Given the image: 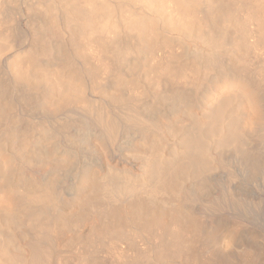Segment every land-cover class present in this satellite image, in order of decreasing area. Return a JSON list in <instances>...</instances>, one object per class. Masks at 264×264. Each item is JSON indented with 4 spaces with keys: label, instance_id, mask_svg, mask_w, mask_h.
<instances>
[{
    "label": "rangeland",
    "instance_id": "rangeland-1",
    "mask_svg": "<svg viewBox=\"0 0 264 264\" xmlns=\"http://www.w3.org/2000/svg\"><path fill=\"white\" fill-rule=\"evenodd\" d=\"M145 1L90 0L92 6L89 7L84 0H0V242L4 243V238L16 233L15 241L19 244L36 239L33 241L35 245H41L44 230L59 215L63 217H60L61 220L65 219L64 224H67V220L71 222L67 224L68 236L74 232L84 234L89 229V219L96 217L100 209H128L131 205L144 203L150 206L151 217H157L162 223L168 222L169 215L175 211L184 217V228H176V223L169 229L173 235L177 230L183 231L177 234L183 236L184 249L181 247L183 250L178 254L172 248L164 252L161 248H153L152 243L142 244L141 239L135 240L139 237L134 238L133 252L144 245L146 251H142L147 258L142 254L137 260L131 251V258L128 254L131 264H264V82L260 92L262 102L253 104L248 101L247 95L252 90V84L259 82L257 77L260 70H264V0ZM225 5L228 10L224 8ZM239 8L242 10L238 11ZM223 11L236 16H226L227 13L224 15ZM92 14L98 16L94 18ZM234 16H239L238 20ZM81 17H85V20ZM89 18H93L94 28L87 26ZM73 21L75 25H72ZM102 22L107 27L104 25L105 32L100 34L101 30L104 31ZM96 24L100 26V31L95 29ZM141 26L147 28L143 30ZM85 27L95 29L100 39L104 36L105 40L94 36L95 31L91 30L94 35L88 30L84 32ZM53 28H57L60 34L55 33ZM73 28L80 29L71 32ZM99 40H104L107 48ZM207 40L220 42L212 41V48L211 41ZM30 54L32 57H29ZM32 54H35V59ZM239 55H247L248 62ZM24 59H29L30 65ZM20 64L28 65L30 69L29 76L25 77L29 85L18 73V69L20 72L23 67ZM159 68L162 70L159 71ZM52 83L56 85L58 96L52 94ZM77 86L84 97H80L77 91L79 100L76 91H71L77 97L78 101L74 99L75 102L73 94L70 96L68 93L70 89L77 90ZM48 91H51V95ZM45 97L49 100L46 101ZM70 101H73L72 104ZM91 102L99 108L105 104L121 123L116 136L118 140L115 139L113 144H108L105 130L101 128L95 112L92 110V114L86 105ZM131 111L136 115L134 120L129 117L133 115ZM125 119L132 122L126 123ZM142 123L146 126L150 124V127L152 123L154 125L146 130L149 125L145 127L144 124L143 128ZM155 124L161 128H154ZM134 145L135 150H132ZM186 155L189 158L195 156L199 165L180 173L181 177L178 175L180 187L176 194L179 196H148L142 189L121 198L120 194H124L120 191L123 184L140 182L146 177L150 181H147L148 184H152L156 179L152 171L154 166L156 169L157 164L172 166L186 160ZM146 170L153 174L149 175L151 173L148 174ZM92 183H95L94 186ZM106 186L111 192L106 190ZM112 192L116 199L119 193L120 200H115L110 194ZM47 194L50 196L47 197ZM84 201L92 209L84 206ZM209 202L210 205L217 203V208L213 210L207 207ZM152 210L162 213L155 216ZM82 214V218H85L80 220ZM190 214L200 219L197 220L202 222V232L199 230L198 234L195 233L194 226L188 221ZM74 220L81 224L77 221L79 226L73 229ZM169 243L171 247L173 242ZM76 247L81 250L80 246ZM63 253L60 262L64 264L70 259L67 252ZM108 253L90 251L87 254L91 256L85 255L81 259L88 256L86 259L94 263L102 262L107 257L105 260L108 264L115 260L119 263L128 261L114 259L115 256ZM210 256L212 260L208 258ZM84 260L82 264L89 262Z\"/></svg>",
    "mask_w": 264,
    "mask_h": 264
},
{
    "label": "bare ground",
    "instance_id": "bare-ground-1",
    "mask_svg": "<svg viewBox=\"0 0 264 264\" xmlns=\"http://www.w3.org/2000/svg\"><path fill=\"white\" fill-rule=\"evenodd\" d=\"M89 1L90 0H84V2H86V3H88L89 4ZM143 1H145V0H143ZM190 1V0H189ZM92 2V1H91ZM91 2H90V4H91ZM94 2H95V0H94ZM146 2V1H145ZM164 2V1H163ZM192 2H195L194 0L192 1ZM213 2V1H212ZM245 2V1H244ZM259 2H260V0H259ZM179 3H181V2H179ZM217 3V2H216ZM221 3V2H220ZM89 4V7L90 6H92V5H90ZM185 4V2H183V5ZM187 4V3H186ZM193 4V3H192ZM191 4V5H192ZM218 4H219V2H218ZM217 4V5H218ZM225 4H227V3H225ZM39 5V4H38ZM83 5V4H82ZM189 5V4H188ZM214 5V4H213ZM212 5V6H213ZM100 6V5H99ZM186 6V8H187V5H185ZM216 6V5H215ZM188 7H190V6H188ZM224 8H226L227 9V6L225 5V7ZM234 8V7H233ZM216 9V8H215ZM226 9H225V11H226ZM241 8H239L238 9V11L240 10ZM228 10V9H227ZM242 10V9H241ZM257 10V9H256ZM46 11V10H45ZM79 11H80V9H79ZM184 11H186V12H188L186 9L184 10ZM191 11V10H190ZM225 11H223L225 14L224 15H226V13H227V15L226 16H230V17H232V15H235V14H232V15H229L228 14V11L227 12H225ZM232 10L230 9V12H231ZM254 11V10H253ZM259 11V10H258ZM262 11V10H261ZM82 12H83V10H82ZM89 12V11H88ZM91 12V11H90ZM100 12V11H99ZM186 12H184L185 14H186ZM214 12V11H213ZM222 12V13H223ZM229 12V13H230ZM77 13V12H76ZM92 13V12H91ZM90 13V14H91ZM97 13H98V11H97ZM96 13V14H97ZM190 13V12H189ZM221 13V14H222ZM232 13H235V11L233 12L232 11ZM240 13V12H239ZM78 14V13H77ZM83 14V13H82ZM89 14V13H88ZM99 14V13H98ZM214 14V13H213ZM212 14V15H213ZM220 13H218V15H219ZM236 14H238V12H236ZM256 14H258V12L256 13ZM74 15V14H73ZM76 15V14H75ZM81 15V14H80ZM79 15V16H80ZM84 15V14H83ZM87 15V14H86ZM93 16H94V18H95V16H98V15H94V14H92ZM78 16V15H77ZM82 16V15H81ZM89 16H91V15H89ZM88 16V17H89ZM101 16V15H100ZM236 16V15H235ZM234 16V18H238V17H235ZM251 16V15H250ZM75 17V16H74ZM92 17V16H91ZM214 17H216V15L214 16ZM69 18V17H68ZM67 18V19H68ZM76 18V17H75ZM81 18H84V20H85V17H81ZM80 18V19H81ZM97 18V17H96ZM217 18V17H216ZM216 18H214V19H216ZM222 18V17H221ZM225 18V17H224ZM251 18V17H250ZM79 19V18H78ZM77 19V20H78ZM79 19V20H80ZM104 19V17H102V20ZM130 19H132V18H130ZM218 19V18H217ZM216 19V20H217ZM228 19V18H227ZM233 19V18H232ZM235 19V20H236ZM83 20V19H82ZM81 20V22H86V21H82ZM139 20V19H138ZM143 20H145V19H142V21ZM225 20V22L226 21H228V20H226V19H224ZM223 20V21H224ZM234 20V19H233ZM234 20V21H235ZM238 20V19H237ZM239 20H241V19H239ZM70 20H68V22H69ZM96 21V20H95ZM98 21V20H97ZM181 21V20H180ZM222 21V22H223ZM231 22H232V20H230ZM134 22H135V20H134ZM141 22V21H140ZM139 22V23H140ZM145 23H146V20L144 21ZM179 22V21H178ZM212 22V21H211ZM236 22V21H235ZM75 23L77 24V22H76V20H75ZM132 23H133V21H132ZM145 23H143V22H141V24H142V26L145 24ZM193 23V22H192ZM195 23V22H194ZM226 23H230L229 21L228 22H226ZM226 23H224V24H226ZM237 23V22H236ZM238 23H239V21H238ZM240 23H241V21H240ZM56 24V23H55ZM69 24H71V22L69 23ZM79 24H81V23H79ZM86 24H88L87 26L90 28H94L92 25L94 24V20H93V18H89V20H87V23ZM135 24V26L137 25L138 26V24L137 23H134ZM141 24H139V26L141 25ZM190 24V23H189ZM253 24V23H252ZM50 25V24H49ZM48 25V26H49ZM53 25V24H52ZM52 25H50V26H52ZM72 25H75L74 24V21H73V23H72ZM99 25V24H98ZM102 25L103 26H101V23H100V26L101 27H103V30L104 31H102L101 30V33L100 34H102V33H104L105 32V29H104V25H105V27H107L106 26V24H104L103 22H102ZM192 25V24H191ZM227 25H229V24H227ZM232 26H233V24H231ZM236 24H234V26H235ZM49 26V27H50ZM54 27H55V25H53ZM85 26V25H84ZM86 26V27H87ZM100 26H98L99 28H100ZM142 26H141V28H142ZM145 26V25H144ZM236 26H238V24L236 25ZM260 26V25H259ZM262 26V25H261ZM48 27V28H49ZM71 27V26H70ZM73 27V26H72ZM85 27V28H86ZM96 27H97V24H96ZM98 27L97 28H95V29H97V31H100V30H98ZM220 27H223V26H220ZM225 27V26H224ZM256 27V26H255ZM58 28V27H57ZM54 29V32L55 33H59L60 31L58 30V29ZM75 28V27H74ZM73 28V29H74ZM84 28V29H85ZM138 28V27H137ZM140 28V30H142ZM147 28V27H146ZM145 28V29H146ZM235 28H237V27H235ZM52 29V30H53ZM72 29V31L71 32H74L75 30H78V29H80V28H76V29H74L73 30ZM93 30V29H91L93 32L95 31L96 32V30ZM102 29V28H101ZM145 29H143V30H145ZM226 29V28H225ZM255 29V28H254ZM257 29V28H256ZM49 30V29H48ZM57 30V31H56ZM62 30V29H61ZM71 30V29H70ZM87 28L85 29V31L84 32H87ZM90 29L88 30V32H90L91 31ZM227 30V29H226ZM260 30V29H259ZM50 31V30H49ZM59 31V32H58ZM91 31V33L94 35V33ZM62 32V31H61ZM255 32V31H254ZM260 32V31H259ZM7 33V32H6ZM78 33V32H77ZM77 33H75L76 35H78ZM51 35H52V33H50ZM60 34V33H59ZM96 35H94V36H96L97 37V32L95 33ZM54 35V34H53ZM93 35H92V37H93ZM259 35V34H258ZM7 36V35H6ZM99 36V35H98ZM102 36V35H101ZM224 36V35H223ZM261 36H263V35H261ZM52 37V36H51ZM104 37V36H103ZM103 37H101L102 39H104ZM97 38H99L100 39V36L99 37H97ZM216 38V37H215ZM218 38H220V37H218ZM217 38V39H218ZM264 38V37H263ZM102 39H100V40H102ZM210 39V38H209ZM261 39V38H260ZM95 40H96V38H95ZM99 40V41H100ZM105 40V39H104ZM100 41V43H102V44H104L103 42H105V41ZM222 40V39H221ZM93 41H94V38H93ZM93 41H91V42H93ZM98 41V40H97ZM207 41H211V40H207ZM213 41V40H212ZM212 41L209 43L210 45H211V47H212ZM220 42V40H216V42L215 41H213V42H215V43H218V42ZM223 41V40H222ZM90 42V41H89ZM98 43V42H97ZM207 43V42H206ZM225 43V42H224ZM77 44H78V42H77ZM99 44V43H98ZM257 44V43H256ZM209 45V46H210ZM77 46V45H76ZM100 46V45H99ZM104 46H105V44H104ZM103 46V47H104ZM106 47V46H105ZM211 47H209V48H211ZM102 48V47H101ZM107 48V47H106ZM130 48V47H129ZM213 48V47H212ZM33 49V48H32ZM32 49L30 50L32 53H35L34 51H32ZM46 49V48H45ZM45 49H43V50H45ZM218 49V48H217ZM221 49V48H220ZM35 50V49H34ZM42 50V51H43ZM94 50V49H93ZM48 51V50H47ZM101 51V50H100ZM104 51V50H103ZM106 51H107V49H106ZM28 52V51H27ZM46 52V51H45ZM28 53H30V52H28ZM28 53H26V58L28 57L27 56V54ZM43 53H44V51H43ZM47 53V52H46ZM81 53V52H80ZM36 54V53H35ZM35 54H32V55H34L35 56ZM100 54V53H99ZM263 55V54H262ZM104 56V55H103ZM102 56V57H103ZM240 56V55H239ZM29 57H32L31 56V54H30V56ZM83 57V56H82ZM240 57H243L244 58V60L243 61H245V62H248V57H247V55H245V56H240ZM25 58V57H24ZM36 58V56L34 57V59ZM85 58V57H84ZM100 58V57H99ZM105 58H106V56H105ZM210 58V57H209ZM264 58V57H263ZM208 59V58H207ZM256 59V58H255ZM25 60V62L27 61L26 59H24ZM30 60H32V59H30ZM211 60V59H210ZM240 60H242L241 58H240ZM22 61V60H21ZM34 61H36L37 62V60H34ZM69 61V60H68ZM243 61H241V62H243ZM263 61H264V59H263ZM22 62H24V61H22ZM24 62V63H25ZM29 59H28V61H27V64L28 65H30L29 63ZM36 62H32L33 64L34 63H36ZM102 62V61H101ZM245 62H243V63H245ZM262 62V61H261ZM31 63V62H30ZM26 64V63H25ZM32 64V65H33ZM70 64V63H69ZM73 64V63H72ZM105 64V63H104ZM103 64V65H104ZM28 65L27 66H23V65H21L20 64V66H23L21 69H20V72H19V69H18V73H19V75H20V77L22 78V80H24V81H26L25 80V77H27V76H29V74H30V69H29V67H28ZM171 65V64H170ZM243 65V64H242ZM247 65V64H246ZM264 65V64H263ZM20 66H19V68H20ZM34 66V65H33ZM56 66V65H55ZM111 66V65H110ZM109 66V67H110ZM160 66V65H159ZM167 66V65H166ZM199 66V65H198ZM245 66V65H244ZM106 67V66H105ZM164 67V66H163ZM172 67V66H171ZM18 68V67H17ZM108 68V67H107ZM166 68H168V67H166ZM59 69V68H58ZM89 69V68H88ZM160 70H162V69H160L159 68V71ZM33 71V70H32ZM31 71V72H32ZM54 72V71H53ZM165 72H167V71H165ZM256 72V71H255ZM18 73H17V76H18ZM73 73H74V70H73ZM91 73V72H90ZM164 75V74H163ZM72 76H73V74H72ZM71 76V77H72ZM160 76V75H159ZM256 76H257V74H256ZM23 77H24V79H23ZM70 77V78H71ZM30 78V77H29ZM28 78V79H29ZM33 78V77H32ZM31 78V79H32ZM74 78H75V76H74ZM79 78V77H78ZM114 78H116V77H114ZM258 81L259 82H255V83H253L252 84V87H251V91L247 94L248 95V98H249V100L248 101H251L253 104H255V103H257L258 101L259 102H262L261 101V97H260V92H261V90H262V87H263V85H262V83L264 82V70H260V72L258 73ZM117 79V78H116ZM21 80V79H20ZM72 80V79H71ZM75 80V79H74ZM32 81H35V80H32ZM93 81V80H92ZM257 81V80H256ZM27 82V81H26ZM28 82H29V80H28ZM28 82H27V84H28ZM76 82V81H75ZM78 82V81H77ZM83 82V81H82ZM96 82V81H95ZM31 83V82H30ZM79 83V82H78ZM78 83L76 84V85H78ZM115 83V82H114ZM244 83V82H243ZM81 84V83H80ZM86 84V83H85ZM96 84V83H95ZM29 85V84H28ZM233 85V84H232ZM248 85V84H247ZM250 85V84H249ZM31 86V85H30ZM52 86H53V89H52V94L53 95H56V96H58V90L56 89V85L54 84V83H52ZM51 86V87H52ZM70 86V85H69ZM73 86H75V85H73ZM81 86V85H80ZM96 86V85H95ZM50 87V88H51ZM76 87V86H75ZM74 87V88H75ZM211 87V86H210ZM241 87V86H240ZM249 87V86H248ZM71 88V87H70ZM73 88V87H72ZM78 86H77V90H75V89H70L69 91H70V93H68L69 95L71 94H73L72 92H73V90H74V92L76 91V96H77V91L79 92V94H80V97H84V95L83 96H81L82 95V93H81V91H80V88H79V90H78ZM85 88V87H84ZM83 88V84H82V89H84ZM212 88V87H211ZM210 88V89H211ZM264 88V87H263ZM114 89V88H113ZM51 90V89H50ZM212 90V89H211ZM72 91V92H71ZM82 91H84V90H82ZM243 91V90H242ZM49 92V91H48ZM63 92V91H62ZM220 92V91H219ZM110 93V92H109ZM212 93V92H211ZM231 93V92H230ZM229 93V94H230ZM49 94L51 95V91L49 92ZM74 94H73V96H72V98L74 97ZM79 94H78V99L80 100V98H79ZM107 94H108V92H107ZM219 94V93H218ZM239 94V93H238ZM46 95H47V93H46ZM45 95V96H46ZM49 95V96H50ZM70 95V96H71ZM118 96H119V94H117ZM222 95V94H221ZM48 96V95H47ZM70 96H68V97H70ZM75 96V97H76ZM110 96H112L111 94H110ZM115 96H116V92H115ZM51 97V96H50ZM53 97V96H52ZM73 98V101H75V100H77L76 98ZM214 97H215V95H214ZM235 97V96H234ZM47 97H45V99H46ZM71 98V97H70ZM69 98V99H70ZM221 98V97H220ZM44 99V100H45ZM75 99V100H74ZM117 99V98H116ZM218 99V98H217ZM49 99L47 98V100L46 101H48ZM53 100V99H52ZM51 100V101H52ZM123 100V99H122ZM72 101V102H73ZM78 101V100H77ZM77 101H75V102H77ZM120 101V100H119ZM215 101H216V99H215ZM54 102V101H53ZM53 102L51 103V104H53ZM71 102V101H70ZM72 102H71V104H72ZM86 102H87V100H86ZM89 102V101H88ZM87 102V103H88ZM116 102V101H115ZM187 102V101H186ZM220 102H222V101H220ZM58 103V102H57ZM62 103H64V101L62 102ZM65 103H67L66 101H65ZM83 103V102H82ZM85 103V102H84ZM121 103V102H120ZM133 103H134V101H133ZM251 103V104H252ZM49 104V103H48ZM58 104H60V102L58 103ZM114 104V103H113ZM118 104V103H117ZM122 104V103H121ZM131 104V103H130ZM222 104V103H221ZM250 104V105H251ZM260 104V103H259ZM65 105V104H64ZM85 105V104H84ZM86 105H88V108H89V110L92 112V114H93V111L95 112V114H96V118L98 119V121L100 122V124L102 125L101 126V128L103 127L104 128V130H105V133H106V137H107V139H108V144L111 142L112 144L114 143V141H115V139H117V132H118V130H119V124H121L120 122H118L117 120H116V118L114 117V115H112V113H110V111H109V109L106 107V105L104 104V106H103V108H99L96 104H92V102L91 103H89V104H86ZM99 105H101V104H99ZM249 105V106H250ZM51 106V105H50ZM61 106H63V105H61ZM82 106V105H81ZM135 106V105H134ZM58 107H60V105H58ZM72 107V106H71ZM86 107V106H85ZM125 107V106H124ZM253 107V109H254V106H251V108ZM87 108V109H88ZM132 108V107H131ZM262 108V107H261ZM263 108H264V106H263ZM133 110H134V108H132ZM131 109V110H132ZM136 109V108H135ZM224 109V108H223ZM256 109V108H255ZM93 110V111H92ZM252 110V109H251ZM135 111V110H134ZM143 111V110H142ZM257 111V110H256ZM127 112H129V110L127 111ZM132 112V114L133 115H129V117H131L130 119H132L133 118V120H134V118H135V114H134V112L133 111H131ZM130 112V113H131ZM255 112V111H254ZM143 113V112H142ZM256 113V112H255ZM262 113H264V112H262ZM125 114H127V113H125ZM129 114V113H128ZM127 114V115H128ZM140 115H141V113H139ZM138 114V115H139ZM144 114V113H143ZM261 114V113H260ZM90 115H91V113H90ZM124 115V114H123ZM126 115V116H127ZM139 115V116H140ZM256 115V114H255ZM262 115V114H261ZM238 116V115H237ZM257 116H258V114H257ZM119 117V116H118ZM117 117V118H118ZM123 117V116H122ZM212 117V116H211ZM260 117V116H259ZM121 118V117H120ZM137 118V117H136ZM262 118V117H261ZM217 119V118H216ZM249 119V118H248ZM120 120V119H119ZM126 120V123H130V122H132V121H130V122H127L128 120L127 119H125ZM136 120H138V119H136ZM135 120V121H136ZM143 120V119H142ZM146 120H147V118H146ZM145 119H144V121H146ZM154 120V119H153ZM143 121V122H144ZM158 121V120H157ZM140 123L142 122V121H139ZM147 122V121H146ZM151 122V120H149V123ZM155 122V121H154ZM160 122V121H159ZM225 122V121H224ZM252 122V121H251ZM125 123V122H124ZM139 123V124H140ZM148 123V122H147ZM163 123V122H162ZM99 124V125H100ZM136 124V123H135ZM138 124V123H137ZM143 124V128H145V127H147L148 125H149V127H147L146 128V130H148V128L150 129L154 124L152 123V126L150 127V124H147V126H146V124L145 123H142ZM142 124H141V126H142ZM144 124H145V127H144ZM217 124V123H216ZM129 125V124H128ZM133 125H134V123H133ZM215 125V124H214ZM125 126V125H124ZM159 126V125H158ZM160 126H162V124L160 125ZM134 127H138V126H134ZM165 127V126H164ZM45 128V127H44ZM154 128H159V127H157V125L155 124V127ZM153 128V132H155L156 130ZM161 128V127H160ZM159 128V129H160ZM141 129V128H140ZM158 129V130H159ZM103 130V129H102ZM142 130V129H141ZM152 130V129H151ZM155 130V131H154ZM158 130H157V132H158ZM162 130V129H161ZM160 131V130H159ZM242 132H243V130H242ZM156 133V132H155ZM159 133V132H158ZM103 134V133H102ZM144 133H142V135H143ZM153 134V133H152ZM157 134V133H156ZM155 134V135H156ZM234 135H235V133H233ZM120 135V134H119ZM142 135H140V136H142ZM151 135V134H150ZM154 135V136H155ZM158 135V134H157ZM74 136V135H73ZM191 137H192V135H190ZM199 136H200V134H199ZM233 136V135H232ZM239 136V135H238ZM66 137V136H65ZM104 137H105V135H104ZM146 137H149L150 138V136H146ZM235 137V136H234ZM76 138V137H75ZM103 138V137H102ZM145 138V137H144ZM149 138H148V140H149ZM152 138H154V137H152ZM197 138V137H196ZM201 138V137H200ZM238 138V137H237ZM240 138H241V136H240ZM67 139H68V137H67ZM147 139V138H146ZM158 139H159V136H158ZM233 139V138H232ZM69 140V139H68ZM68 140H67V142H68ZM102 140V139H101ZM118 140V139H117ZM161 140V139H160ZM150 141H152V140H150ZM157 141V140H156ZM70 142H72L71 140H70ZM76 142V141H75ZM162 142V141H161ZM194 142V141H193ZM72 143H74V142H72ZM71 143V144H72ZM156 143V142H155ZM159 143V142H158ZM197 143H199V142H197ZM101 144V143H100ZM105 143H103V145H104ZM154 144V143H153ZM188 144H189V142H188ZM73 145V144H72ZM191 145H194V144H192V142H191ZM99 146V145H98ZM109 146V145H108ZM145 146V145H144ZM197 146V145H196ZM63 147V146H62ZM102 147V146H101ZM104 147V146H103ZM105 147H106V145H105ZM104 147V148H105ZM135 145H134V148H132V150H135ZM140 147H143L142 145L140 146ZM140 147H138L139 149H142V148H140ZM108 148V147H107ZM137 148V149H138ZM150 148V147H149ZM188 148V147H187ZM197 148V147H196ZM199 148V147H198ZM131 149V148H130ZM157 149V148H156ZM98 150V149H97ZM106 150V149H105ZM191 150H192V148H191ZM195 150V149H194ZM140 151V150H139ZM149 151V150H148ZM150 151H155V150H150ZM193 151V150H192ZM101 152V151H100ZM105 152V151H104ZM131 153H132V151H130ZM129 152V153H130ZM135 152V151H134ZM142 152V151H141ZM156 152V151H155ZM102 153V152H101ZM156 153H158V152H156ZM193 153L195 154V152L193 151ZM152 154V153H151ZM154 154V153H153ZM160 154V153H159ZM243 154H245L244 152H243ZM161 155V154H160ZM159 155V156H160ZM178 155V154H177ZM188 155V154H187ZM187 155L186 156H184L185 158L184 159H186V160H181V162L179 161L177 164H175V163H173L172 164V166L170 165V166H164V164H160L161 166H159V164H157V169L155 168L156 166H154V169L152 170V171H154L155 173H154V175L156 174V179H155V182L154 183H152V184H148V182L150 183V181H148L147 180V178L148 177H146V176H144V177H146L145 179H146V181H145V179L143 178V180H141L140 182H135V181H131V182H128V183H126V184H123V186L122 185H120V186H122L121 187V189H120V191L121 192H123L124 194H120L122 197L121 198H123L124 196L123 195H126L127 196V194L129 195V193L130 192H133V191H136V190H142V189H144L145 191H146V195H148V196H150V195H155L156 197H157V194L159 195V194H163L164 196L166 195H169V196H175V195H177L176 193H177V188L178 187H180L178 184V182H177V178H179L178 177V175L180 174V173H182V172H184L185 170H187V169H190V168H193L194 166H196V165H199L198 163H196L197 161V158L195 157V156H191L190 158H189V156L187 157ZM197 155V154H196ZM251 155V154H250ZM253 155V154H252ZM157 157H158V155H156ZM162 156V155H161ZM179 156V155H178ZM201 157V156H200ZM252 157V156H251ZM145 158H147V157H145ZM149 158V157H148ZM154 158H156L155 157V155H154ZM161 159V158H160ZM180 159V158H179ZM149 160V162L151 161V159H148ZM162 160V159H161ZM205 160V159H204ZM222 160V159H221ZM155 161V160H154ZM154 161H152L151 163H153ZM157 162H159L158 160H156ZM146 162V161H145ZM144 162V164H146ZM162 162H164V161H162ZM174 162V161H173ZM203 162V161H202ZM206 162V161H205ZM242 162V161H241ZM150 163V164H151ZM200 163V162H199ZM245 162H243V164H244ZM260 163V162H259ZM153 165H154V163H153ZM153 165H152V167H153ZM167 165V164H166ZM169 165V164H168ZM246 165H247V163H246ZM246 165L244 166V167H246ZM249 166H250V164H248ZM146 166V165H145ZM159 166V167H158ZM202 166V165H201ZM148 167H149V165H148ZM204 167V166H203ZM251 167H253V166H251ZM146 168V167H145ZM200 168H202V167H200ZM246 168H248V166L246 167ZM250 168V167H249ZM147 169V168H146ZM149 169V168H148ZM252 169V168H251ZM255 169V168H254ZM254 169H253V171H254ZM260 169V168H259ZM198 170V169H197ZM201 170V169H200ZM144 171V170H143ZM147 171V170H146ZM145 171V172H146ZM191 171V170H190ZM148 172V171H147ZM146 172V173H147ZM149 172L151 173V174H149ZM148 172V174L149 175H152L153 174V172H151V171H149ZM192 173V172H191ZM194 173H196V172H194ZM184 174V173H183ZM198 174V173H197ZM180 176V175H179ZM129 177V176H128ZM132 177V176H131ZM181 177V176H180ZM150 179V178H149ZM152 179H154V177L152 178ZM148 181V182H147ZM152 182V181H151ZM124 183V182H123ZM93 184V186H94V184L95 183H92ZM120 184V183H119ZM107 185V184H106ZM114 185H117V184H114ZM113 185V186H114ZM96 186V185H95ZM119 186V185H118ZM108 187H111V186H109L108 185ZM106 188V190H107V186L105 187ZM112 188V187H111ZM180 189V188H179ZM108 190H110L109 192H111V189H108ZM107 190V191H108ZM113 190V189H112ZM181 190V189H180ZM179 190V191H180ZM13 191V190H12ZM90 193H91V191H89ZM113 192H114V190H113ZM113 192L112 193H110L111 194V196L113 197ZM230 192V191H229ZM33 193V192H32ZM116 193H118V192H116ZM116 193H114V196L116 195ZM181 193V192H180ZM196 194V193H195ZM199 194V193H198ZM104 195V194H103ZM109 195V194H108ZM161 195H160V197H161ZM48 196H50L49 194H47V197ZM87 196V195H86ZM106 196H107V194H106ZM126 196L124 197V198H126ZM154 196V197H155ZM165 196V197H166ZM177 196H179V195H177ZM103 197V196H102ZM111 197V198H112ZM116 197H120L119 196V193H118V196H116ZM130 197V196H129ZM34 198H35V196H34ZM82 198H83V196H82ZM88 198V197H87ZM91 197H89V199H90ZM96 198V197H95ZM104 198V197H103ZM113 198H115V197H113ZM113 198H112V200H113ZM116 199L115 198V200H120V198L119 199ZM145 198V197H144ZM162 198V197H161ZM160 198V199H161ZM167 198H169L170 200H171V198L170 197H167ZM79 199V198H78ZM105 199H108V198H106L105 197ZM109 199H110V197H109ZM130 199V198H129ZM148 199V198H147ZM146 199V200H147ZM150 199V198H149ZM154 199V198H153ZM159 199V200H160ZM173 199V198H172ZM186 199V198H185ZM185 199L183 200V201H185ZM226 199V198H225ZM237 199V198H236ZM81 200V199H80ZM84 200V199H83ZM82 200V201H83ZM90 200H92V199H90ZM93 200H94V198H93ZM122 200V199H121ZM215 200V199H214ZM127 201V200H126ZM152 201V200H151ZM150 201V202H151ZM167 201V200H166ZM169 201V200H168ZM217 201V200H216ZM235 201H237V200H235ZM234 201V202H235ZM88 202H89V200H88ZM87 202V204L85 203V201H84V206H87L89 203ZM92 202V201H91ZM93 202H95V201H93ZM135 202V201H134ZM153 202V201H152ZM157 202H158V200H157ZM173 202V201H172ZM233 201H231V203H232ZM10 203V202H9ZM108 203V202H107ZM123 203V202H122ZM128 203V202H127ZM130 203V202H129ZM156 202L154 201V204H155ZM170 203V202H169ZM237 203V202H236ZM238 203H239V201H238ZM94 204V203H93ZM92 204V205H93ZM109 204V203H108ZM112 204V203H111ZM153 204V203H152ZM162 204V203H161ZM171 204V203H170ZM217 203H215V202H213V204H211L210 205V202H209V204H207L208 206L207 207H209L210 209H213L214 210V207H215V209L217 208L215 205H216ZM240 204V203H239ZM95 205V204H94ZM94 205H93V207H94ZM148 205V204H147ZM146 205V206H147ZM151 205V204H150ZM233 205H235L234 203H233ZM7 206V205H6ZM83 206V205H82ZM91 206V205H90ZM90 206H87V207H89L90 209H92ZM111 206V205H110ZM125 206V205H124ZM128 206V205H127ZM130 206V205H129ZM145 206V204L144 203H138V206H136V204H135V206H133V205H131L130 207H128V209H127V207L125 208H123L122 207V209L121 208H115V209H112V210H107L108 208H105V206H104V208L105 209H103L102 207V209H100L99 208V206H97V208H99L100 210L98 211V213H97V215H96V213H95V215H96V217H93V219L92 218H90L89 219V221H90V224H88L89 225V229H87V231L84 233V234H81V233H83V232H79L80 233V235H78V233L77 234H74V233H76V232H74L73 233V235H70V236H68L66 233H67V230H69V229H67L68 228V225L67 224H70L71 222H68L69 220H67L66 222H67V224H64L63 222L65 221V219H64V221L63 220H61V219H63V217L62 216H60L59 215V217H58V219H57V216H56V219H54L52 222H51V220H50V222H51V224H49L48 225V228L46 229V231L44 230V235L43 234H41V235H43V243L41 244V245H35V242H33V241H35V240H33V239H31L30 241L31 242H27V243H25L26 241H24V243H21V244H19V243H17L15 240H16V233L15 234H11L10 235V233H9V237L8 238H4L2 241H4V243H1L0 244V264H63V262H60L61 261V259H62V254L64 255V251L65 252H67L66 254H67V256H68V258L70 259V261H66L67 263H64V264H82L83 263V260L85 259L86 261L88 260V259H86V258H84V259H81L82 257H84L85 255H89V256H91V254H87L88 252L90 253V251H92V253H99V252H102V253H104V252H106L107 251V253L108 252H111L114 256H115V258L114 259H116V258H118V259H122V260H128V261H123L124 263H119V262H117L118 260H115L116 262H114V263H112V261L110 260V259H112L111 258V256L112 255H109L110 253H108V256H110V259L108 260V261H111V263H109V264H131L130 262H129V260H130V258H131V255L129 254V252H133V248H134V244L136 243L135 242V240H142V244H145L146 242L148 243H146V245H149V244H153V248H161V249H163V251L165 250L166 251V249L168 250L169 248H172L173 250H176V251H173V250H171V251H173V252H177V254H178V252H181L184 248V246L182 245V243H183V239H182V237L183 236H180L181 234H177V233H181V232H183V231H181V232H178V230H177V233L175 234V235H173L172 233H170V231H169V229H170V226H175L174 224H176V223H178L175 227L176 228H180L182 225H185V224H183V220H184V217L179 213V212H172L170 209V212H172V214H170L169 212H167V214L169 215V218H170V220L168 221V222H166V223H162L161 221H159V219L156 217V218H154V217H151L152 215V213H150V211L149 210H151L150 208H148V207H150V206H147L146 207ZM119 207V206H118ZM153 207V206H152ZM155 207V206H154ZM206 207V208H207ZM236 207H238V206H236ZM84 208V207H83ZM148 208V213H147V209ZM174 208V207H173ZM233 208V207H232ZM82 209V208H81ZM87 209V208H86ZM89 209V210H90ZM94 209V208H93ZM111 209V208H110ZM236 209H239V208H236ZM13 210V209H12ZM88 210V209H87ZM86 210V211H87ZM146 210V211H145ZM156 210V209H155ZM155 210H152V212H154ZM182 210V209H181ZM206 210V209H205ZM241 210V209H240ZM17 211V210H16ZM81 211H83V210H81ZM81 211H79V212H81ZM84 211H85V208H84ZM97 211V210H96ZM159 211H161V210H159ZM209 211V210H208ZM14 212V211H13ZM64 213H65V210L63 211ZM62 212V213H63ZM66 212H68V211H66ZM164 212H166V211H164ZM190 212V211H189ZM241 212V211H240ZM83 214H84V212H82ZM90 213V212H89ZM92 213V212H91ZM94 213H92V214H94ZM155 213V212H154ZM153 213V214H154ZM156 213L157 214H160L161 215V213H162V211H161V213H158L157 211H156ZM156 213H155V216H156ZM185 213V212H184ZM192 213V212H191ZM5 214V213H4ZM16 214V213H15ZM66 214V213H65ZM64 214V215H65ZM83 214L80 216V218H82V216H83ZM86 214V213H85ZM84 214V215H85ZM19 215V214H18ZM63 215V216H64ZM68 214H66V216H67ZM77 215V214H76ZM91 215V214H90ZM163 215V214H162ZM164 215H165V213H164ZM196 215V214H195ZM11 216V215H10ZM15 216V215H14ZM31 216V215H30ZM66 216L64 217V218H66ZM88 216V215H87ZM86 216V217H87ZM158 216V215H157ZM8 217V216H7ZM60 217H61V219H60ZM17 218V217H16ZM68 218V217H67ZM85 218V216L82 218V219H80V220H83ZM187 218V217H186ZM199 218H201V217H199ZM165 219V218H164ZM163 219V220H164ZM179 219H182V220H179ZM198 219V218H197ZM196 219V217L195 216H193L192 214H190L189 215V219H188V221H190V224H192L194 227V229H195V233L196 234H198V232H199V230L201 229H204V227L202 228V225H201V223H199V221L198 220H200V219H198L197 220ZM216 219V218H215ZM10 220H12V218L10 219ZM14 220V219H13ZM21 221V220H20ZM78 221V220H77ZM73 221V223L74 224H72L73 225V229H74V227L76 228H78V226L79 225H77L78 224V222H80V221ZM87 221V220H86ZM217 221V220H216ZM241 221V220H240ZM49 222V221H48ZM65 222V223H66ZM187 222V221H186ZM185 222V223H186ZM9 223H10V221H9ZM32 224V223H31ZM80 224H81V222H80ZM236 224V223H235ZM18 225H19V223H18ZM18 225H15V226H18ZM67 225V227H65V226ZM71 225V226H72ZM76 225V226H75ZM189 225V224H188ZM241 226H242V224H241ZM40 227V226H39ZM39 227H37V228H39ZM183 227V226H182ZM23 228V227H22ZM184 228V227H183ZM182 228V229H183ZM235 228H236V226H235ZM1 229V228H0ZM13 229V228H12ZM30 229V228H29ZM33 229V228H32ZM67 229V230H66ZM9 231H10V229H8ZM34 230H37V229H34ZM200 230V231H201ZM20 231H22V230H20ZM76 231V230H75ZM81 231V230H80ZM174 231V230H173ZM13 232V231H12ZM202 232V231H201ZM35 233V232H34ZM39 233H42V232H39ZM6 234V233H5ZM38 234V233H37ZM186 234V233H185ZM4 235V234H3ZM22 235V234H21ZM7 236V235H6ZM35 236V235H34ZM195 236H197V235H195ZM139 237V239H135L134 240V238H138ZM187 237V236H186ZM189 237V236H188ZM202 237H203V235H202ZM224 237V236H223ZM231 237V236H230ZM22 238V237H21ZM33 238V237H32ZM199 238V237H198ZM208 238V237H207ZM39 239V238H38ZM171 239V240H170ZM184 239H185V237H184ZM201 239V238H200ZM205 239V238H204ZM22 240V239H21ZM140 240V241H141ZM228 240V239H227ZM39 241H41V240H39ZM154 243H153V242ZM169 241H171V242H173L172 243V245H171V247H170V243H169ZM185 241H187V240H185ZM198 241H199V239H198ZM225 241V240H224ZM145 242V243H144ZM189 242V241H188ZM192 242H190V244H191ZM199 243H200V241H199ZM204 243V242H203ZM151 244V245H152ZM207 244V243H206ZM138 245V244H137ZM185 245V244H184ZM195 245V244H194ZM197 245V244H196ZM76 246H80V248H81V250H79V247H76ZM136 246V245H135ZM140 246V245H139ZM183 246V247H182ZM188 246H189V244H188ZM142 247V246H141ZM139 248L138 249V251H136L135 250V252H133V254L132 255H134V257H135V255L137 256L136 258H137V260H138V256L139 255H142L143 254V257H144V254H145V252L143 253V251L142 250H145L144 249V245H143V249L142 248ZM181 247L183 248V249H181ZM194 247V246H193ZM224 247V246H223ZM76 248H78L77 250H76ZM137 248V247H136ZM147 248V247H146ZM152 248V247H151ZM152 248V249H153ZM192 248V247H191ZM202 248V247H201ZM92 249V250H91ZM186 249V248H185ZM200 249V248H199ZM198 249V250H199ZM147 250H148V248H147ZM187 250V249H186ZM197 250V251H198ZM204 250H206L205 248H204ZM210 250V249H209ZM248 250H249V248H248ZM146 251V250H145ZM162 251V252H163ZM164 251V252H165ZM171 251H169V252H171ZM208 251V250H207ZM211 251V250H210ZM253 251H255V249L253 250ZM257 251V250H256ZM149 252V251H148ZM168 252V251H167ZM200 252V251H199ZM242 252H244V250L242 251ZM246 252V251H245ZM210 253V252H209ZM249 253H251V251H249ZM249 253H248V255H249ZM257 253V252H256ZM255 253V254H256ZM128 254L130 255V258H129V256H128ZM183 254V253H182ZM201 254V253H200ZM211 254V253H210ZM213 254H214V252H213ZM146 255V254H145ZM164 255V254H163ZM173 255H174V253H173ZM186 255V254H185ZM212 255V254H211ZM215 255V254H214ZM243 255V254H242ZM241 255V256H242ZM244 255H246V254H244ZM247 255V256H248ZM259 255V254H258ZM213 256V255H212ZM212 256H210V257H208V258H211ZM240 256V255H239ZM257 256V255H256ZM264 256V255H263ZM142 257V258H143ZM153 257V256H152ZM179 257V256H178ZM186 257V256H185ZM192 257H194L193 255H192ZM215 257V256H214ZM217 257V256H216ZM250 257L251 256H249L248 258L250 259ZM262 257V256H261ZM105 258H107V257H104V261H100V262H98V261H94V263H93V261H92V263L89 261H87L88 263L87 264H108L107 262H106V260H105ZM141 258V257H140ZM145 259L147 258V255H146V257H144ZM143 258V259H144ZM181 258H183V257H181ZM188 258V257H187ZM204 258V257H203ZM202 258V259H203ZM219 258V257H218ZM226 258V257H225ZM244 258V257H243ZM253 258V257H252ZM257 258V257H256ZM90 259H91V257H90ZM93 259V258H92ZM135 259V258H134ZM180 259V258H179ZM195 259V258H194ZM198 259V258H197ZM201 259V258H200ZM217 259V258H216ZM230 259V258H229ZM242 259V258H241ZM84 260V261H85ZM176 260V259H175ZM190 260V259H189ZM204 260V259H203ZM210 260V259H209ZM211 260H212V258H211ZM213 260H214V258H213ZM226 260H227V258H226ZM264 260V259H263ZM143 261V260H142ZM195 261V260H194ZM199 261H201V260H199ZM205 261V260H204ZM217 261V260H216ZM132 262V261H131ZM187 262V261H186ZM190 262V261H189ZM193 262V261H192ZM196 262H198L197 260H196ZM213 262V261H212ZM214 262H215V260H214ZM234 262H235V260H234ZM252 262H255V261H252ZM85 263V262H84ZM136 263H138V262H136ZM166 263H168V262H166ZM226 263V262H225ZM229 263V262H228ZM238 263H239V260H238ZM246 262H244V264H245ZM250 263H251V261H250ZM139 264V263H138ZM147 264V263H146ZM174 264V263H173ZM179 264H180V262H179ZM192 264V263H191ZM194 264V263H193ZM206 264V263H205ZM216 264V263H215ZM219 264V263H218ZM253 264V263H252Z\"/></svg>",
    "mask_w": 264,
    "mask_h": 264
}]
</instances>
